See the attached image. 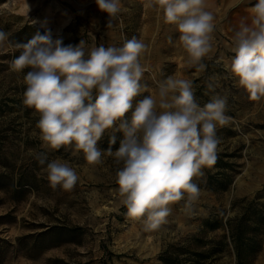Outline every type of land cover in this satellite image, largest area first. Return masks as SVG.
Wrapping results in <instances>:
<instances>
[{"label":"rangeland","instance_id":"374dc122","mask_svg":"<svg viewBox=\"0 0 264 264\" xmlns=\"http://www.w3.org/2000/svg\"><path fill=\"white\" fill-rule=\"evenodd\" d=\"M121 3L122 30L115 20L108 26L95 0H0V30L13 43H26L47 28L64 45L85 41L86 54L100 45L120 47L134 36L142 40L141 83L148 91L157 80L178 75L193 81L201 106L227 95L231 120L217 130L216 164L194 178L201 194L191 210L182 200L159 229L145 230L143 219L127 216L116 183L122 165L114 156L89 165L74 145L51 150L41 141L39 115L23 103L28 69L14 70L19 51L0 46V264H163L164 252L186 264H264V98L253 100L232 76L234 44L221 33L214 35L226 57L204 58L206 71L198 72L183 47L177 57L166 45L159 26L154 35L146 32L149 1ZM146 95L134 98L133 106ZM110 135L99 148L109 147ZM115 136L113 151L123 138ZM56 159L79 177L70 191L48 180L47 162Z\"/></svg>","mask_w":264,"mask_h":264},{"label":"clouds","instance_id":"9594fccd","mask_svg":"<svg viewBox=\"0 0 264 264\" xmlns=\"http://www.w3.org/2000/svg\"><path fill=\"white\" fill-rule=\"evenodd\" d=\"M95 4L109 17V27L115 20V26L123 29L121 0H95ZM147 7L162 13L164 24L176 27L187 64L205 72L202 61L213 52L216 30L206 0H149ZM232 39L235 55L230 72L258 100L264 97V0L252 6L250 22L241 18ZM5 44L20 53L12 61L14 70L28 69L23 103L39 115L36 128L51 150L74 145L89 165L101 163L105 154L114 156L122 165L116 183L127 216L143 219L145 230L159 229L171 206L182 200L186 209L193 208L201 194L194 178L216 164L217 130L231 120L227 95H215L201 106L193 81L178 75L157 80L155 89L148 91L141 83L146 45L135 36L120 47L100 45L87 54L85 41L64 45L47 28L26 43H13L0 30V46ZM144 92L148 95L133 106L134 98ZM106 132H111L109 147L102 150L98 142ZM117 132L123 138L113 151ZM37 159L42 165L46 162V157ZM46 171L53 187L69 191L79 179L75 169L60 159L47 162Z\"/></svg>","mask_w":264,"mask_h":264},{"label":"crops","instance_id":"0c3cea01","mask_svg":"<svg viewBox=\"0 0 264 264\" xmlns=\"http://www.w3.org/2000/svg\"><path fill=\"white\" fill-rule=\"evenodd\" d=\"M149 1V0H147ZM256 0H206V10L210 11L215 17L216 32L221 33L223 37H227L233 42L234 31L238 30V25L241 18L251 19V8ZM146 16V32L154 35L158 26V30L162 31V39L166 42L169 48H172L174 54L180 57L182 54V46L179 43V33L175 26L166 25L163 22L162 13H158L155 8L147 7L145 10ZM232 52V50H230ZM226 52L221 53L217 49V39L214 35L213 52L210 53L207 59L218 58L221 60ZM231 75V74H230ZM227 87V86H226ZM263 98L261 97L260 101ZM258 101V100H257Z\"/></svg>","mask_w":264,"mask_h":264},{"label":"trees","instance_id":"16d2710c","mask_svg":"<svg viewBox=\"0 0 264 264\" xmlns=\"http://www.w3.org/2000/svg\"><path fill=\"white\" fill-rule=\"evenodd\" d=\"M238 256H239V251H238ZM160 261L163 264H186L184 261H181L178 256H172L169 255L167 252H164L163 254L160 255Z\"/></svg>","mask_w":264,"mask_h":264}]
</instances>
